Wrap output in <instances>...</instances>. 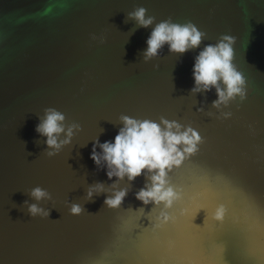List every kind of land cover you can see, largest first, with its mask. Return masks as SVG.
<instances>
[{
	"label": "water",
	"instance_id": "1",
	"mask_svg": "<svg viewBox=\"0 0 264 264\" xmlns=\"http://www.w3.org/2000/svg\"><path fill=\"white\" fill-rule=\"evenodd\" d=\"M137 5L157 22L190 20L207 39L183 55L165 45L145 63L151 27L129 35L134 21L125 23ZM221 34L236 37L234 63L247 78L226 119L211 108L214 88L189 93L195 56ZM45 107L82 129L53 157L35 131ZM120 114L164 116L203 138L169 173L183 198L168 221L136 199L143 175L119 207L104 205L106 193L83 199L87 185L116 179L90 153L97 136L114 139ZM36 185L52 195L40 202L49 218L20 207ZM66 200L86 211L69 214ZM0 264H264V0H0Z\"/></svg>",
	"mask_w": 264,
	"mask_h": 264
},
{
	"label": "clouds",
	"instance_id": "2",
	"mask_svg": "<svg viewBox=\"0 0 264 264\" xmlns=\"http://www.w3.org/2000/svg\"><path fill=\"white\" fill-rule=\"evenodd\" d=\"M129 20L134 21L129 35L137 28L151 27L146 39L147 47L140 54L145 63L161 56L165 45L168 46L169 53L183 55L199 48L207 39V33L198 29L192 21L179 23L168 17L157 22L156 17L148 14V9L140 5L126 13L125 23ZM91 38L98 39L100 43L105 42L103 35L97 37L92 34ZM235 43V36L221 34L214 44H205L194 58V84L189 93L195 96L214 88L217 98L211 102V108L217 110L218 118H229L232 113L224 109L237 98L240 101L246 98L247 78L234 63ZM158 67L159 65L153 64L154 69ZM197 111L202 112L204 108L200 107ZM206 115L212 117L216 113L209 111ZM38 121L35 131L45 137L43 143L46 148L43 152L48 157L57 155L82 130L78 122H68L65 113L54 107H45L43 114L38 115ZM117 123L122 126L114 139L101 143L97 136L93 140L90 153L97 170L104 168L109 180L113 177L116 179L107 186L101 181L87 185L83 199L92 201L94 196L106 193L104 205L108 208L119 207L130 190L131 182L143 175L145 183L134 193L136 199L144 205L151 203L152 210L159 208L157 220L168 221L171 217L167 210L183 198L182 190L170 183L169 173L198 151V145L203 143V138L190 125L169 120L164 116L156 121L120 114ZM36 143L39 144L40 141L37 140ZM97 147L100 151H97ZM125 178L128 186L122 187L120 182ZM26 194L34 202L24 200L20 207L30 217L49 218L50 209L41 206L40 202L51 201V193L36 185L27 190ZM65 205L71 215H80L86 211L77 202L66 200ZM224 212V206L220 205L213 215L216 219H221Z\"/></svg>",
	"mask_w": 264,
	"mask_h": 264
},
{
	"label": "snow or ice",
	"instance_id": "3",
	"mask_svg": "<svg viewBox=\"0 0 264 264\" xmlns=\"http://www.w3.org/2000/svg\"><path fill=\"white\" fill-rule=\"evenodd\" d=\"M198 210H200V209H196V211H198Z\"/></svg>",
	"mask_w": 264,
	"mask_h": 264
}]
</instances>
